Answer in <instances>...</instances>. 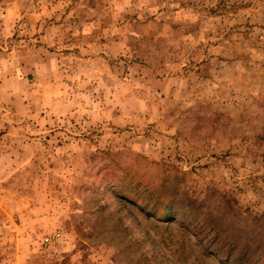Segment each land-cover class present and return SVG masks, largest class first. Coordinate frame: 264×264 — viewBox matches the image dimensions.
<instances>
[{
    "label": "rangeland",
    "instance_id": "1",
    "mask_svg": "<svg viewBox=\"0 0 264 264\" xmlns=\"http://www.w3.org/2000/svg\"><path fill=\"white\" fill-rule=\"evenodd\" d=\"M0 264H264V0H0Z\"/></svg>",
    "mask_w": 264,
    "mask_h": 264
}]
</instances>
